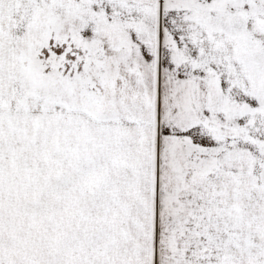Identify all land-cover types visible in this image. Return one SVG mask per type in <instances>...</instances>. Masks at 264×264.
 <instances>
[{
    "label": "snow or ice",
    "instance_id": "obj_1",
    "mask_svg": "<svg viewBox=\"0 0 264 264\" xmlns=\"http://www.w3.org/2000/svg\"><path fill=\"white\" fill-rule=\"evenodd\" d=\"M0 264H264V0H0Z\"/></svg>",
    "mask_w": 264,
    "mask_h": 264
}]
</instances>
